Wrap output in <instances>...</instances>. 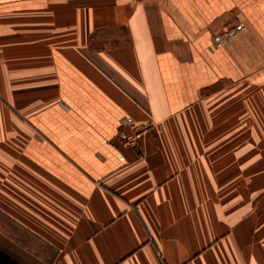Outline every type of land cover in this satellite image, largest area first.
Returning a JSON list of instances; mask_svg holds the SVG:
<instances>
[{"label": "crops", "instance_id": "1", "mask_svg": "<svg viewBox=\"0 0 264 264\" xmlns=\"http://www.w3.org/2000/svg\"><path fill=\"white\" fill-rule=\"evenodd\" d=\"M0 251L264 264V0H0Z\"/></svg>", "mask_w": 264, "mask_h": 264}, {"label": "trees", "instance_id": "2", "mask_svg": "<svg viewBox=\"0 0 264 264\" xmlns=\"http://www.w3.org/2000/svg\"><path fill=\"white\" fill-rule=\"evenodd\" d=\"M0 264H17L0 251Z\"/></svg>", "mask_w": 264, "mask_h": 264}, {"label": "built area", "instance_id": "3", "mask_svg": "<svg viewBox=\"0 0 264 264\" xmlns=\"http://www.w3.org/2000/svg\"><path fill=\"white\" fill-rule=\"evenodd\" d=\"M223 39H225V37H224V38L222 37V38L218 39V41H219V42H220V41H221V42H224L225 40H223ZM130 142L133 143V140H130Z\"/></svg>", "mask_w": 264, "mask_h": 264}]
</instances>
